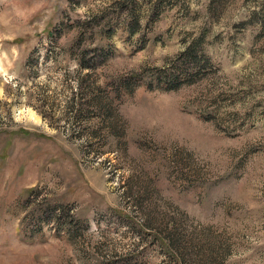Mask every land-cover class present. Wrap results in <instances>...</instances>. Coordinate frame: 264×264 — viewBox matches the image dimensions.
<instances>
[{"label":"rangeland","instance_id":"obj_1","mask_svg":"<svg viewBox=\"0 0 264 264\" xmlns=\"http://www.w3.org/2000/svg\"><path fill=\"white\" fill-rule=\"evenodd\" d=\"M0 264H264V0H0Z\"/></svg>","mask_w":264,"mask_h":264},{"label":"trees","instance_id":"obj_2","mask_svg":"<svg viewBox=\"0 0 264 264\" xmlns=\"http://www.w3.org/2000/svg\"><path fill=\"white\" fill-rule=\"evenodd\" d=\"M133 20H134V26H132V25L129 26V30L132 32L136 30V25H137V21H138L137 18H134Z\"/></svg>","mask_w":264,"mask_h":264}]
</instances>
